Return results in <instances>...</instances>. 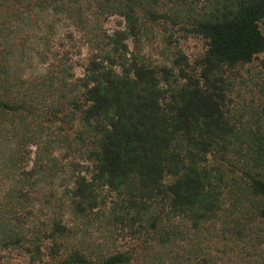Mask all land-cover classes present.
<instances>
[{
  "label": "trees",
  "instance_id": "obj_1",
  "mask_svg": "<svg viewBox=\"0 0 264 264\" xmlns=\"http://www.w3.org/2000/svg\"><path fill=\"white\" fill-rule=\"evenodd\" d=\"M256 61L264 0H0V264L264 259Z\"/></svg>",
  "mask_w": 264,
  "mask_h": 264
},
{
  "label": "rangeland",
  "instance_id": "obj_2",
  "mask_svg": "<svg viewBox=\"0 0 264 264\" xmlns=\"http://www.w3.org/2000/svg\"><path fill=\"white\" fill-rule=\"evenodd\" d=\"M206 3H208V0H200L201 5L206 4ZM120 23H122V26L125 24L124 20L121 17L113 16L109 18V20L107 21L106 27L109 31H113L114 29L120 26ZM66 31H67L66 28H61L59 37H64L65 36L64 34ZM76 38H77V42L76 41L71 42L68 38H66V42L68 44L67 48L71 49L72 51V55L74 58L73 60L76 62L80 61L75 66V72L77 75H82L83 67L80 65L81 60L88 55L89 50H88L87 45L83 44L82 41H79V35H76ZM73 43L76 44L74 48H72V46L74 45ZM178 43L182 47V49L191 57H194L197 54H199L204 48V41L200 38L193 37V36H190L187 39H181V41ZM157 44L159 45L158 42ZM130 45H131V48H133V42H130ZM154 47H152L151 45H147L146 51L152 54L154 57H157L158 59H162L161 46L160 47L158 46L157 49H155ZM251 70L255 71V73H258V72L264 73V68L262 67L259 61H256L254 64L251 65ZM221 240L222 239L218 240L217 237H214L213 242H210V241L206 242L204 240V242L202 243L206 251L209 250L211 253L214 254V256L216 257L218 261V264H264V259L262 257H259L258 259H254V258L252 259L251 258L252 256L251 257L247 256L249 259H251V261L245 260L243 258V255L246 254V250H248V247L244 248L243 242H239L237 244V241L233 239H230L229 242L221 241ZM224 243H228V244L225 245ZM222 247H226L227 249L229 247V249L226 253H222L219 250L220 248L222 249Z\"/></svg>",
  "mask_w": 264,
  "mask_h": 264
}]
</instances>
